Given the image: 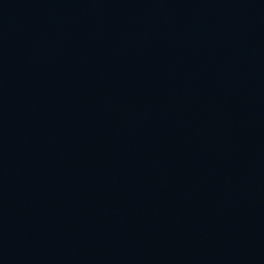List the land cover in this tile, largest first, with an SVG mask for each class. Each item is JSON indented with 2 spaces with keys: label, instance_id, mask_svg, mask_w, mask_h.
Returning <instances> with one entry per match:
<instances>
[{
  "label": "water",
  "instance_id": "1",
  "mask_svg": "<svg viewBox=\"0 0 264 264\" xmlns=\"http://www.w3.org/2000/svg\"><path fill=\"white\" fill-rule=\"evenodd\" d=\"M0 264H264V0H0Z\"/></svg>",
  "mask_w": 264,
  "mask_h": 264
}]
</instances>
